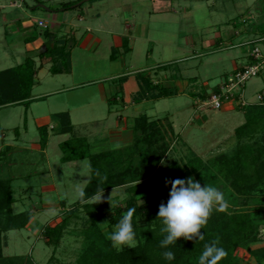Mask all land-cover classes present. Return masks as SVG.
Here are the masks:
<instances>
[{
	"label": "rangeland",
	"instance_id": "1",
	"mask_svg": "<svg viewBox=\"0 0 264 264\" xmlns=\"http://www.w3.org/2000/svg\"><path fill=\"white\" fill-rule=\"evenodd\" d=\"M38 1L0 0V69L16 66L28 54L25 52L23 42H21L23 32L18 30L13 32V29L6 26L10 18L23 15L25 18L31 19L35 25L32 30L37 34L36 36L45 30V28L37 25L40 18L47 20L48 24L52 26L54 20L48 12L44 8L34 9L33 7L40 5L50 7L58 4H52L55 0ZM162 1L168 4V13L154 10L156 0H127L129 7H122L124 16L125 14L128 15L129 12L128 18L132 19L133 17L136 26L141 25V34H138V29H136L133 34L134 38L130 42L131 50L126 54V71L131 73L133 78L138 72H143V75L155 76L156 71L152 68L164 64H173L174 66L178 65V69H180L179 71L173 67L174 72H181L184 77L192 78L189 80L191 84L186 86L187 89L184 90L186 92L162 97L151 103L149 107L146 104L139 106V108L141 106L148 108L141 109V113L147 110L146 113L149 116H163L155 120L159 130L158 136L151 137L149 141L137 142L141 136L138 131L135 144L108 153L107 158L116 163L114 171L120 173L128 169V173L124 176L120 173L115 180L116 185L103 190V200L112 196L113 203L118 206L123 205L125 201L135 195H137L140 203L154 195H169L171 190L169 183L145 188L139 192L136 187L170 164L186 166L191 157L199 154L209 164L208 174L200 177L196 172L187 171L186 176L182 179L186 180L192 177L199 181L202 187L207 184L218 188L224 194V202L226 203L225 210L218 211V213L232 214L233 212L249 211L258 213L264 218V180L262 183L252 186L245 195L238 194L237 197H230L224 184L220 180L214 179L215 170L213 164L210 163V160L217 154L230 155L243 146H251L255 152V160L264 164L263 116L253 123L249 134L242 140L237 141L235 139L236 141H232L234 129L245 122V116L241 109L217 110L211 107H203L202 109L205 110L196 115V109L193 105L195 100L191 96V92L196 91H201L200 94L206 96L207 93L203 90H210L221 82L224 68L230 69L232 66L229 58L231 55L240 54L245 47L253 49L256 46L264 53V0H248L249 6L244 3L245 0ZM93 2L94 6L90 10V14H95L107 6L106 4L100 5L99 1ZM109 2L117 4L121 0H109ZM188 13L190 16H187ZM78 14L77 10L73 12L68 16L67 22L74 21ZM93 16L96 17L97 15ZM93 16L87 17L91 20ZM143 28L144 30L146 28V32L148 31L147 36L144 34ZM191 28L198 30L192 35L201 48L196 47L195 49V46L189 45L187 38L191 35L189 33ZM235 30L241 32L242 36L235 37L234 42L246 43L249 41L248 45L238 47V49H221L217 47V44L211 47H207L205 44L200 45L201 41L204 42L208 38L217 40V33H221L218 36L222 37L221 40L226 39L227 36L234 35ZM196 35L201 39H198ZM104 37V41L109 40L107 36ZM252 39L257 40L252 41ZM41 50L36 52V54L38 53L36 60L37 66L44 69H40L41 72L38 77L41 80V86H38L35 92L49 83L52 78L48 71L50 65L47 58L40 59L44 56L40 53ZM105 50L102 47L99 54L97 53V57L91 56L86 62V65L88 63L89 67H93L94 61L92 59H97L96 65L98 66L96 67L101 66L102 69H105L104 71H98L95 67H93L94 71H85L87 66L80 60L79 63L76 62L75 73L77 74L74 80L79 78L81 82L86 81L88 83L86 87L61 93L47 99L46 102H36L29 110V131L26 139L36 140L39 137L37 123L41 119V115L38 113H45L46 111L48 114L50 111L65 110L67 108L59 106L58 103L72 99V102L76 104V107L71 108L73 132L60 136L55 134L56 131L50 130L51 139L47 156L39 155L36 151L29 153L25 150L16 149L9 154L7 159L9 161L1 164L5 171L9 168L14 177L12 184L18 201L13 204V211L15 213L33 211L32 220L27 227L3 232L2 248L7 257H24L31 259L34 264H81L79 263L81 256L89 252V244L94 240V233L90 230L91 222L88 220L83 205L78 200V191L84 190L91 177L90 161L89 158H85L73 164L62 163L63 151L58 142H63L71 137H82L87 140L91 152L110 147V141L107 137L112 130H117V125L121 121L118 117L122 115V112L116 111V109H122L121 103L113 105L116 112L113 111L109 115L108 104L99 95L98 85L91 84V81L99 79L111 68L118 69L120 67V63L113 64L108 58L101 57L102 51ZM194 53L198 57H193ZM47 54L46 57L50 55L49 52ZM124 57L123 54H118V61ZM56 78H64L68 81L70 75L66 74ZM205 83L208 84V87ZM180 84L182 85V83ZM262 92H264V64L260 74L252 77L246 83L243 97L249 103L258 102V95ZM139 108H130L127 112L137 115ZM23 112V107L6 109L2 113L6 119L5 124L13 127L15 124L12 123H15L17 116L20 115L18 123L23 126ZM16 113L18 114L16 115ZM168 116L175 120L177 128L182 131L183 138L180 134L173 132ZM191 118H194L195 122L191 123ZM46 121L52 123L53 126L56 125L57 128L60 126L55 119L47 118ZM14 137H16L14 129L9 130L6 140L10 145H15V149L17 144H14ZM183 139L196 152L189 149ZM155 145H160V147ZM29 158L36 159L37 163L30 161ZM11 160L13 163L9 167L8 165L4 166V163H11ZM30 162L31 164H29ZM52 184L56 187V191L52 193L44 190V187ZM109 206L112 207L110 203ZM76 208L80 209L81 212L79 218L71 220L63 232L61 241L55 246L44 235L43 227L59 224L65 216L64 212ZM110 215L108 214L107 218ZM102 223H107L104 229L101 228L104 234L106 231L114 230L110 228L108 219L102 220L100 224ZM257 226V238L253 236V239L251 235L234 239L231 243L233 246L226 249L227 256L225 258H229L231 264H264V219L258 222ZM138 236H141V240L143 237L142 233L141 235L135 233V246L140 242ZM126 248L130 247L123 249Z\"/></svg>",
	"mask_w": 264,
	"mask_h": 264
},
{
	"label": "trees",
	"instance_id": "2",
	"mask_svg": "<svg viewBox=\"0 0 264 264\" xmlns=\"http://www.w3.org/2000/svg\"><path fill=\"white\" fill-rule=\"evenodd\" d=\"M80 1L82 0L62 4L61 8L54 11L68 10L77 7ZM46 33H49V31L46 30ZM68 44V40L63 41L61 44L55 43L53 47H49L45 52H41V54H46L48 52L52 54L54 59L52 67L53 72L69 69L70 60ZM234 71H236V69ZM35 74V61L32 58H27L24 63L16 67L0 71V107L17 103L28 104L31 101V93L35 85ZM143 78L145 85L150 89L152 84L151 81L146 77ZM226 80L227 79H225V81ZM224 82L218 84L213 91L218 92ZM153 88L158 90V93L153 95L154 98L167 97L176 93V90L172 88L159 86H153ZM207 98L208 95L203 97L204 100ZM257 103L259 105H249L244 108L237 107L238 109L244 110L246 116L245 123L235 130L237 141L242 140L249 134L255 121L257 122L261 116L264 118V102L261 103L258 101ZM54 119L59 122L61 133L73 132V125L68 112L55 114ZM138 121L136 134L139 131L141 136L138 141L137 139L135 140V143L136 141H149L151 137L158 136L159 130L157 128V121H149L146 115L139 117ZM47 128V125L40 127V144L42 148H44L47 143ZM155 146L160 147V145ZM60 147L63 151V156L61 157L63 163L85 158L90 159L91 178L83 190L85 193L83 199L79 197L78 200L83 205L88 220L91 222L90 230L94 233V240L89 244V252L81 256L79 262L81 264H198V257L202 254L205 244L218 241L219 243L217 246L223 247L226 250L233 246L231 243L234 239L249 237L251 235L257 238V223L264 219L262 215L260 216L258 213L249 211L233 212L232 214H228L227 212L218 213V210L214 207L208 218L207 224L200 229V232L205 235L203 241H199L198 238L195 240H185L181 237L177 240L175 245L162 248L160 246V241L165 238L166 234L161 232L163 224L158 218V211L161 203L166 204L170 198L168 194L154 195L142 203L138 201L137 195L131 196L123 205H118L114 208L109 206L108 199L95 203L92 199L98 192L114 187L116 185L115 180L117 176L119 177L120 173L122 176L128 173V169L124 172L121 171L120 173H116L114 171L116 163L107 158L109 152L117 150L93 153L90 148H88L87 140L82 137H71L61 142ZM13 151V147L7 146L6 149L1 152L0 159L2 164L3 162L9 161H7L8 156ZM10 162L13 163L12 160ZM11 163H4V166L8 165L9 167ZM210 163L213 164L215 170L214 179L220 180L222 184H224L230 197H237L238 194L245 195L252 186L258 185L264 180V164L255 160V152L251 146H243L238 149L237 152L230 155L217 154L210 160ZM2 168L1 166L0 264H34L31 259L24 257H7L3 253V232L27 227L32 220L33 213L30 211L13 212L12 205L16 201L12 184L14 177L9 168L7 172ZM209 168L208 162H205L201 156L195 155L187 161L186 166L170 164L149 179L141 182L142 184L137 186L136 189L139 192L143 191L145 188L166 184V181L169 180H175L177 178L182 179L186 176L187 171L196 172L202 177L208 174ZM3 171H5V175ZM6 173L8 175H6ZM129 210H134L132 218L134 232L137 235H141L142 233L143 237L141 240V236H138L140 242L134 248L130 247L122 251H117L111 246V242L106 239L99 224L102 220L108 219L110 228L114 229L119 220L126 215ZM80 213V209L78 208L67 210V212L63 213L65 216L59 224L55 226H44V235L48 241L57 246L61 241L66 227L72 219H78ZM108 214H111L109 218H107ZM165 251L174 252L175 260L171 262L166 261L163 258V253ZM230 261L229 258H224L219 264H231Z\"/></svg>",
	"mask_w": 264,
	"mask_h": 264
},
{
	"label": "crops",
	"instance_id": "3",
	"mask_svg": "<svg viewBox=\"0 0 264 264\" xmlns=\"http://www.w3.org/2000/svg\"><path fill=\"white\" fill-rule=\"evenodd\" d=\"M73 1H76V0H55L52 2V4H60L62 7V4H67ZM91 1L92 2L88 1L77 7H73L68 10H61V11H47L46 10L54 21L51 26L50 24H48L47 20L45 21V19L40 18V20H43L45 22L46 26L42 27V28H45V30L42 31L40 34H38V36H36L37 34L32 30V28H34L35 25L32 23L31 19H27L23 15L17 16L16 18H13V19L10 18L9 22L5 19V21L8 22V25L6 26L13 29V32H17V30L23 32V35L21 37V42H23L25 46V52L28 53L26 57L24 58V60L18 63L16 66L24 63L27 58H32L35 61L36 74H35V85L33 86L31 98H30L31 101L28 104L27 103H17V104L6 105V106L0 107V156H1V152L4 149H6L7 146H11L13 148L15 146V145L14 146L10 145L6 140L8 131L12 129H14V131L16 132V137H14L13 141H14V144H17V145L14 151L16 149L25 150V151H28L29 153L30 152L33 153L36 151L37 153H39V155L42 154L46 156H47L49 142L51 139L50 130L56 131V133L55 132L54 133L59 134L60 136L65 135V134H70V133H61L60 127L57 128L56 125L53 126L52 123H50L49 121H46V119L51 118V120H53L54 115L61 113V112H68L71 118L72 117L71 108L76 107V104L75 102H72V99H68L67 101H64V103H58L59 106H64V108H67L65 110L62 109L59 111L57 110L50 111L48 114H46L47 113L46 111L45 113H38L39 115H41L40 116L41 119L37 123L39 137L36 140L26 139L27 133L29 131V125H28L29 124V110H31L32 108L31 106H33V104L36 102H46L47 99L54 97L56 95H59L61 93H65V92H68V91H71V90H74L80 87L81 88L86 87L88 84L86 81L81 82L79 81L81 80L79 78L78 80H74L77 74L75 73V65H77L76 62L79 63V60H80L81 63L86 65V62H88V59L91 58V56L97 57V53L99 54L102 47H104L106 50L102 51L103 53L102 56L101 55H98V56L104 57L106 59L108 58L110 63H113V64L120 63V67L118 69L111 68L109 72L104 73L99 79L91 81L92 82L91 84L98 85L99 95L108 104L109 115L113 111H115L113 105H118L120 103H121L122 109H116V111L122 112V115L118 117L119 121L120 120L121 121L119 122V125H117V130L116 129L112 130L110 132V135L107 137L110 141V147H107L97 152L118 150V149L127 148L133 145L136 140V127H137V123L139 122L138 119L142 115H146L149 121L158 120L159 118L163 117V116H149L146 113L147 110L145 112L142 111V113L140 112L141 109H144V108L148 109L147 107H149L151 103H154L158 99L162 98V97H155V98L153 97L154 94L158 93V90L154 89L153 86L175 89L176 93L173 95H170V96H174L176 94H179V92H186L184 91L187 89L186 86L188 87L191 84V81L189 80H192V78L189 79L187 77H184L181 72L180 73L174 72L173 67L178 69L179 66L178 65L174 66L173 64H164V65H159L156 68L155 67L152 68V70L156 71L155 76H150V74L143 75L142 74L143 72H138V73H135V77L133 78L131 73L126 71L127 70L126 69L127 68L126 54L130 52L131 50L130 42L134 38L133 34L136 31V29H138L137 33L141 34V31H140L141 25L139 27L136 26L137 24H136L135 19L133 17L132 19L128 18L129 12H128V15L126 14L125 16L123 15L122 7L124 8L129 7L127 4V0H121V2L117 4L116 3L113 4V2L108 3L109 0H91ZM93 1H99L100 5H103V4L107 5L103 7L102 10L97 11L95 13L97 15L96 17L93 16L95 14H90V10H92L94 6ZM189 1L199 2L203 0H189ZM244 3H246L247 6H249L248 4H250L248 0L247 1L245 0ZM155 5H156L154 8L155 11L168 13L167 2H164L162 0H156ZM33 8L39 9L42 7L37 6ZM76 10L79 12L78 17L76 16L74 18V21L67 22L69 18L68 16H70ZM90 15L93 16L91 20L90 18L87 17ZM187 16H190V13H188ZM37 25L39 26V23ZM191 29L192 30L189 31L191 35L190 37L188 36L187 38L189 45H192V47L195 46V49L196 47L201 48L200 46H198L199 44L195 42L194 37L192 35V33H197L198 30H195L194 28H191ZM46 30H48L49 33H46ZM143 31H145L144 34H146L147 36L148 31L146 32V28L145 30L143 28ZM5 34H7L6 31H5ZM219 35H221V33L216 34L217 40L213 38L212 39L208 38L204 40V42L201 41L200 45L203 46L202 44H205L207 47L209 46L211 47L217 44L218 45L217 47H220L221 49H227V48L228 49H238V47H243L245 45H248V42H249L248 41L246 43H243V42L235 43L234 38L238 36L239 37L242 36L241 32L236 31V30L234 32V35L227 36L226 39L221 40L222 37L221 36L218 37ZM104 36H107L109 40L104 41L105 39ZM196 37H198V35H196ZM198 39H201V38L198 37ZM67 40L69 42L68 44L69 45V60H70L69 69L68 70L62 69V71L53 72L52 71V67L54 64L53 56L51 53L48 57H46V55H48L47 53L44 54V56L41 57L40 59L47 58L48 63L50 65L48 68V71L52 75V78L49 83H46L45 85L42 86L43 88L41 87L39 88L38 92H35L37 91L36 90L37 87L41 86V80L38 76L41 70L44 69L43 67L39 68V66H37L36 58L38 57V53L36 54V52L39 49H42L41 52H45L47 48L53 47L55 43L61 44L63 43V41H67ZM254 40H257V39H252V41ZM252 50H253L252 48L249 49L245 47V49L241 51L240 54L231 55V57L229 58L231 60L232 66L230 67V69L224 68L225 70L222 75L223 78L221 82H219L218 84H221L222 82H224L225 79H227V77L235 69L242 67L244 65L250 64V62L254 60V58L251 55ZM118 54H121V55L123 54V56L125 57L121 61H118L119 59ZM196 56L197 54L194 53L193 57H196ZM92 60L94 61L93 67H95V69L97 68L98 71L105 70L104 68L102 69L101 66L96 67L98 66L96 65L98 63L97 59L95 60L92 59ZM16 66H11L8 68L0 69V71L13 68ZM86 66L87 67L85 71H89V70L94 71V68L89 67L88 63ZM177 69H174V70L180 71V69L178 70ZM66 74L70 75V78L68 81L64 78H56V77H59V76L61 77L62 75H66ZM78 77H80V74H78ZM143 77H146L148 80L151 81L152 88L150 87L149 89L147 85H145ZM180 83H182L183 86ZM218 84H216L210 90L209 89L203 90L207 93L206 96L207 95L209 96V94L212 93V91L215 89V87ZM205 85H207L208 87V84L205 83ZM200 93L201 91L191 92V96L195 100L193 105L195 106V109H196V115L205 110V109H202L203 107L201 106V101L204 100L203 99L204 95L202 96V94ZM253 103H257V102H251L250 105ZM143 104H146L147 107L141 106V108H139V106ZM20 107L24 108V112H23L24 119L22 120L24 121L23 123L24 125L20 126V124L18 123L20 115L17 116V119L15 117L16 121L15 123H12V124H15L13 125V127L12 125H9V124L6 125L5 124L6 119H4L3 114H2L3 111H5L6 109H17V108L20 109ZM130 108H135V109L139 108L140 109L138 110L139 113H137V115L129 114L127 111ZM233 108H237V107L229 105L225 108V110H230ZM241 111L244 113V116H245V111L244 110H241ZM17 114L18 113H16V115ZM168 119L171 124V128L173 129V132L176 134H180L181 137L183 138L182 131H180L179 128H177L178 126L176 125L175 120H173L169 116H168ZM71 121H72V118H71ZM245 121H246V116H245ZM190 122L191 123L195 122L194 118H191ZM44 125L48 126L47 128L48 139H47L46 146L42 148L40 144V127ZM236 128L234 129V132L232 133V137H231L232 141H236L235 140L236 139L235 137ZM183 140L185 141V139ZM61 142L62 141L58 142L59 146ZM184 143H187V141H185ZM117 145H119V147H117ZM187 145L189 146V149L196 152L192 148V146L189 145V143H187ZM97 152H93V153H97ZM34 157H35V154H34ZM29 160L37 163V160L36 159L34 160V158H29ZM80 160H84V159H80ZM80 160L69 161L66 163L73 164ZM1 164H2V161L0 159V168H1ZM29 164H31V162ZM1 172L2 171H0V173ZM3 174L5 175V171H3ZM6 175L8 174L6 173ZM88 182L86 183V185L88 184ZM45 189L52 193L53 191H56V187L53 184L44 187V190ZM15 198H16V201L14 203L18 201V198L16 196ZM12 209H14L13 205H12Z\"/></svg>",
	"mask_w": 264,
	"mask_h": 264
},
{
	"label": "clouds",
	"instance_id": "4",
	"mask_svg": "<svg viewBox=\"0 0 264 264\" xmlns=\"http://www.w3.org/2000/svg\"><path fill=\"white\" fill-rule=\"evenodd\" d=\"M166 183L171 185V190L167 203H161L158 211V218L163 224L161 232L166 234L160 241V246L168 248L170 245H175L181 237L185 240L198 238L199 241H203L205 235L200 232V229L207 224L214 207L218 211L225 210L224 194L218 188L207 184L202 187L201 183L192 177L186 180L177 178ZM78 195L83 199L85 193L79 190ZM103 199L104 191L98 192L94 197L95 203L102 202ZM108 201L114 208L112 196L108 197ZM133 211L129 210L119 220L114 230L105 232L106 239L117 251H122L124 247H135ZM99 226L104 229L107 223L99 224ZM218 243L213 241L205 244L202 254L198 257V264H219L227 256L226 250L217 246ZM163 258L171 262L175 260V253L165 251Z\"/></svg>",
	"mask_w": 264,
	"mask_h": 264
},
{
	"label": "built area",
	"instance_id": "5",
	"mask_svg": "<svg viewBox=\"0 0 264 264\" xmlns=\"http://www.w3.org/2000/svg\"><path fill=\"white\" fill-rule=\"evenodd\" d=\"M38 23L41 27L46 26L43 20ZM251 55L254 60L231 73L218 92L213 91L207 99L201 101L202 107L222 110L229 105L241 108L249 106L250 103L243 97L245 85L252 77L260 74L264 64V54L258 46L253 48ZM258 100L264 102V92L258 95Z\"/></svg>",
	"mask_w": 264,
	"mask_h": 264
},
{
	"label": "water",
	"instance_id": "6",
	"mask_svg": "<svg viewBox=\"0 0 264 264\" xmlns=\"http://www.w3.org/2000/svg\"><path fill=\"white\" fill-rule=\"evenodd\" d=\"M88 1H91V0H82V1H80L78 4L80 5V4H83V3L88 2ZM40 7L44 8V9L47 10V11H54V10H56V9L61 8V5L58 4V5H53V6H50V7H46V6H44V5H40Z\"/></svg>",
	"mask_w": 264,
	"mask_h": 264
}]
</instances>
